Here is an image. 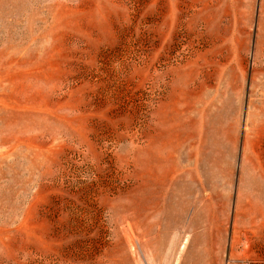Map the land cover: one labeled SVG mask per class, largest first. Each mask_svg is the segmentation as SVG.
<instances>
[{
    "label": "rangeland",
    "instance_id": "374dc122",
    "mask_svg": "<svg viewBox=\"0 0 264 264\" xmlns=\"http://www.w3.org/2000/svg\"><path fill=\"white\" fill-rule=\"evenodd\" d=\"M0 264H264V0H0Z\"/></svg>",
    "mask_w": 264,
    "mask_h": 264
}]
</instances>
